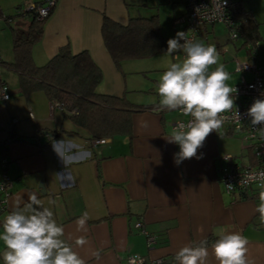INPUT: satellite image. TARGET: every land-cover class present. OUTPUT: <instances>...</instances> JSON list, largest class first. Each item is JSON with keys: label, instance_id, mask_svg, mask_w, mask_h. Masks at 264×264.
<instances>
[{"label": "crops", "instance_id": "crops-1", "mask_svg": "<svg viewBox=\"0 0 264 264\" xmlns=\"http://www.w3.org/2000/svg\"><path fill=\"white\" fill-rule=\"evenodd\" d=\"M27 1L46 0H0V4L5 12L13 14ZM240 1L259 22L261 40L255 59L264 78V12H259L252 0ZM186 14V0L56 1L43 37L31 48L35 63L45 64L67 44L75 53L88 50L103 72L98 91L151 105L133 114L131 134L100 138L105 142L91 138L87 129L76 125L67 110L43 91L24 93L19 74L5 63L15 59L14 51L3 50L0 43V85L6 83L11 93L7 100L0 98V182L5 177L12 182L7 207L0 214L1 223L12 211L17 196L27 201V193L35 192L44 206L52 208L65 229V238L86 264H130L128 258L132 255L145 256L147 264L157 258L163 260L162 264H179L175 254L180 248L196 246L208 238L213 244L225 229L247 238L248 257L254 264H264V223L256 211L260 197L253 191H248L249 197L224 191L218 172L228 164L229 155L245 165L258 164L250 143L242 134L224 127L207 137L197 152L202 158L176 164L174 154L179 146L169 143L167 137L174 123L189 117L160 108L157 87L161 71L168 67L130 62L134 59L118 67L103 40L105 16L127 25L132 17L156 15L162 34L173 37L178 31H188V24L180 21ZM13 23L26 26L28 19L16 16ZM215 24L201 27L197 37L204 33L207 39L215 31ZM230 38L234 47L212 44L220 54V63L226 55L233 59L242 55V50L246 51L243 59H249L243 38ZM239 61L237 58L235 63L224 64L231 74L226 81L229 86L253 78L252 73L237 71ZM8 71L16 72L18 80ZM63 139L70 141L64 146L72 157L67 168L52 148L53 141ZM1 158L8 161L6 168ZM66 172L69 181L58 176ZM50 199L54 205H48ZM85 212L89 216L87 230L78 232L76 220ZM137 221L143 223L142 229L136 227ZM147 234L154 238L152 244ZM80 237L87 243L76 246L75 240ZM212 244L208 245L207 264H218ZM4 248L0 242V264H4Z\"/></svg>", "mask_w": 264, "mask_h": 264}, {"label": "clouds", "instance_id": "clouds-1", "mask_svg": "<svg viewBox=\"0 0 264 264\" xmlns=\"http://www.w3.org/2000/svg\"><path fill=\"white\" fill-rule=\"evenodd\" d=\"M181 40L184 43H180ZM180 51L185 58L182 62L169 65L161 74L157 87L161 110L179 111L190 117L186 123H178L167 137L169 143L179 146V151L174 154L176 164L186 159L202 158L197 156L198 150L211 133L218 132L223 126L228 119L225 113L235 110V115L240 117L235 103L238 89L226 83L231 74L220 63L216 46L189 40L185 32L178 31L174 38L167 41L166 54ZM246 115L253 126L264 124V98L255 99ZM257 133L264 137V127L257 129ZM68 144L70 141L65 139L52 143L53 151L66 168L72 162L64 147ZM58 176L70 180L67 172ZM257 178L261 181V188H264V172L259 173ZM27 195V201L22 195L15 198L12 211L0 223V242L5 246L2 252L4 264H86L65 238V229L57 222L52 208L44 206L37 193ZM54 204V200H48V205ZM256 211L264 223V191L260 192ZM88 219L85 212L76 220L78 232L87 230ZM86 243L84 237L75 240L76 246ZM248 243L240 232L225 229L211 245L212 254L218 264H254L248 257ZM94 255L98 256V253ZM208 257L207 241L202 240L196 246L190 244L180 248L175 254V261L179 264H207Z\"/></svg>", "mask_w": 264, "mask_h": 264}, {"label": "trees", "instance_id": "trees-1", "mask_svg": "<svg viewBox=\"0 0 264 264\" xmlns=\"http://www.w3.org/2000/svg\"><path fill=\"white\" fill-rule=\"evenodd\" d=\"M57 0L24 2L15 13H7L0 4V18L12 30L15 59L6 65L15 70L20 77L22 91L26 94L43 91L54 103L67 110L72 121L87 129L91 138H104L114 134L132 133L135 112L151 108L149 104H137L125 96H116L97 90L103 80L101 68L88 50L75 53L70 44L61 47L45 64L38 65L33 59L32 46L41 40L46 20L51 16ZM229 8L231 20L243 38L244 47L250 60H256V49L260 47L261 34L259 22L250 9L243 7L240 0L233 1ZM41 8H48L44 17ZM28 19L26 26L15 25L14 17ZM228 28L230 24H226ZM102 36L115 64L120 67L129 59L147 58L167 52V41L160 28L158 17H132L127 25L120 24L105 16L102 22ZM231 39L230 40H236ZM0 59V63H1ZM254 154V153H253ZM249 197L248 191L241 192ZM258 197V195H255ZM207 245L212 244L210 238Z\"/></svg>", "mask_w": 264, "mask_h": 264}, {"label": "built area", "instance_id": "built-area-1", "mask_svg": "<svg viewBox=\"0 0 264 264\" xmlns=\"http://www.w3.org/2000/svg\"><path fill=\"white\" fill-rule=\"evenodd\" d=\"M33 3L30 2L29 7H32ZM233 7L230 0H186L187 14L180 21L188 24V31L185 32L187 39L197 41V33L201 27L222 22L230 24V37L236 39L238 32L234 25L233 20L230 18L229 8ZM231 9V8H230ZM40 14L42 17L48 14V8H41ZM175 36L171 37L174 38ZM180 43H184L183 40ZM185 54L183 51L173 53V56ZM237 70L248 72L253 74V78L250 81L245 79L239 84L235 85L238 89L236 106L240 113L238 118L235 115V110L225 113L228 117L224 121L223 126L229 127L233 132L240 133L250 143V146L258 159L256 165H245L239 161H236L235 157L227 156L228 164L221 167L218 172L220 173V182L224 191L228 193L253 191L255 195L260 197V192L264 191L261 188V181L257 178L258 174L264 172V137H261L257 133V129L264 127V124L255 125L251 124V119L246 115L247 110L257 98H264V78L262 75V67L256 60H244L237 62ZM234 87V86H233ZM11 96L9 88L6 83L0 85V98L7 100ZM59 105L58 103H56ZM31 116L32 113H30ZM187 120H179L174 123L173 128L180 122H187ZM97 142H105L104 139H99ZM4 168L8 166V161L5 158H1ZM12 182L8 177H5L0 182V214L6 209L7 202L11 194ZM1 223V220H0ZM136 227L142 229L143 223L141 221L136 222ZM1 229V228H0ZM148 235V234H147ZM154 238L148 235V242L152 244ZM128 261L130 264H147L148 259L145 256L132 255L129 256ZM151 264H162L163 260L157 258L150 261Z\"/></svg>", "mask_w": 264, "mask_h": 264}, {"label": "rangeland", "instance_id": "rangeland-1", "mask_svg": "<svg viewBox=\"0 0 264 264\" xmlns=\"http://www.w3.org/2000/svg\"><path fill=\"white\" fill-rule=\"evenodd\" d=\"M252 3L255 5V7L257 8V10L259 12H264V0H252ZM16 11V10H15ZM0 21L3 22L4 26L1 25L2 23H0V43L3 45L4 49L3 50H8V51H12L13 52V42H12V31L10 26L5 22V20L3 18H0ZM215 31L211 34L207 35V39H206V35L204 33H202V35L200 37H197V41L199 39V41H202L203 43L206 44H216V43H223V44H229V45H233V47L235 46L231 41H229V31L226 27V25L224 23H217L215 24ZM239 40V39H236ZM258 51H260L258 49ZM237 53L239 51H236ZM246 53V51L242 50V55L239 54V56H235L236 58H231V57H227V55L225 56L224 60H223V64H230V62H236V59L238 58V60H245L243 58V55ZM185 57L183 55H179L177 57L173 56V55H168L166 53H162V54H158L155 56H152L151 59L148 60H144L143 58L140 59H134V60H130V62L133 63H138L139 65L142 64H153V65H158L160 67H169V65L171 63H179L182 62L183 59ZM143 60V61H142ZM238 71V70H237ZM9 73L13 74L16 77V80H18V75L16 72L14 71H8ZM161 73H163L161 71Z\"/></svg>", "mask_w": 264, "mask_h": 264}]
</instances>
